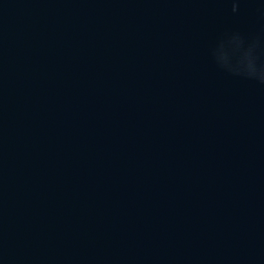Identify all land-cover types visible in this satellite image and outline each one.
Instances as JSON below:
<instances>
[{"label":"water","instance_id":"1","mask_svg":"<svg viewBox=\"0 0 264 264\" xmlns=\"http://www.w3.org/2000/svg\"><path fill=\"white\" fill-rule=\"evenodd\" d=\"M0 264H264V0H0Z\"/></svg>","mask_w":264,"mask_h":264}]
</instances>
